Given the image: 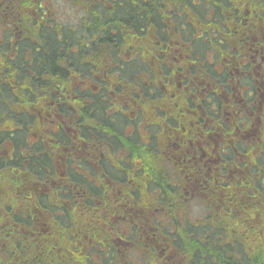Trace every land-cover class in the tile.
I'll return each mask as SVG.
<instances>
[{
	"label": "trees",
	"instance_id": "16d2710c",
	"mask_svg": "<svg viewBox=\"0 0 264 264\" xmlns=\"http://www.w3.org/2000/svg\"><path fill=\"white\" fill-rule=\"evenodd\" d=\"M93 1H83L87 13L74 27H55L52 16L43 18L37 13L39 18L33 20L30 35L25 34L15 43L8 44L25 52L13 61L6 60L4 66L11 69L8 74L17 80L15 82H20L21 75L25 81L16 85L0 80V264H132L130 251L124 254L125 263L108 240L100 239L109 220L108 215H103L106 204L101 203L102 198H89L84 203L81 192L75 190L73 198L79 202L76 204L72 192L54 182L57 175L52 163L67 142L63 131L53 133L51 130L49 113L56 101L59 110L67 112L80 130L85 111L89 119L101 124L107 142L125 147L130 161L117 162V165L111 163L106 170L110 178L126 183V176H130L136 195L147 196L148 188L152 193L158 188L155 198L150 197L148 201L151 206L166 205L171 192L166 179L171 170L162 165L158 156V160L153 156L156 144L151 132H147V144L138 135L128 138L124 129L128 121L109 113L106 102L91 95L92 106L84 105L83 94L90 93L88 86L82 83L93 79L104 89V94L111 88L120 93L126 87L127 97L133 93L136 106L141 108L136 114L138 123L139 119L148 121L151 113L155 121L162 120L158 108L164 101L159 92L163 82L154 84L157 77L151 76V71L159 76L168 73L169 63L161 52L174 45L188 56L186 63H193L197 56L207 61L214 36L212 6L197 4L195 0ZM220 5L230 10L228 3H217V9ZM55 31L61 36H54ZM7 41L2 48L8 46ZM69 47L72 52L68 51ZM24 53L29 60L22 63L20 59ZM54 58L57 63L70 61L62 72L71 69L77 83L51 86L43 81L44 73H51ZM96 71L100 72L101 78L87 75L90 72L97 74ZM143 74L147 77V84ZM147 148H150L151 155L146 162ZM135 157H140L142 163L135 162ZM67 174L74 184L81 185L84 181L85 172L71 166L70 161L67 162ZM88 180L87 186L94 190L91 185L95 177ZM39 182L44 187L54 183L53 191L51 187L43 189ZM250 184L258 191L260 189L259 194L246 198L250 194L242 191L244 195L238 193L237 204L238 209L248 206L249 222L231 226L223 217L215 229H202V238L231 239L232 243L191 244L186 247L187 264H264V153L260 154V184L255 181ZM93 203L101 204L92 207ZM74 207L78 209H72ZM259 213L260 224H257L255 218ZM84 217H89V222L102 223L98 228L84 229L91 238L86 244L87 251L81 247L71 250L72 241L78 240V223L83 222ZM126 223H129V237L138 243L137 240L144 235H141L137 222H130L127 217ZM192 223L185 219L183 229L175 223L174 228L165 229V235L177 248L182 238L194 241L201 236L197 235Z\"/></svg>",
	"mask_w": 264,
	"mask_h": 264
},
{
	"label": "flooded vegetation",
	"instance_id": "af4514ba",
	"mask_svg": "<svg viewBox=\"0 0 264 264\" xmlns=\"http://www.w3.org/2000/svg\"><path fill=\"white\" fill-rule=\"evenodd\" d=\"M83 1L68 2L83 9ZM195 3L212 6L213 46L208 50L206 62L197 56L193 63H186L188 56L175 45L162 50L165 61L171 64H167L168 73L159 76L155 71H151V74L147 72L157 77L154 84L163 82L159 92L164 101L162 107L158 108L162 120L155 121L151 113L148 121L139 119L138 123L136 114L141 108L136 106L133 93L127 97L126 87L120 93L111 88L104 94V89L93 79L82 83L88 86L90 93L83 94L84 105L92 106L91 95L106 102L109 113L118 114L128 121L124 128L128 138L138 135L146 143L147 132H151L156 144L153 156L156 159L158 156L162 165L171 170L166 174L171 190L166 205L157 207L148 202L150 197L155 198L158 188L153 193L148 188L147 196L136 195L130 176H126L128 181L123 183L107 175L106 170L111 163L117 165V162L130 161L128 152L123 146L113 145L109 140L107 142L100 129L101 124L93 118L89 119L85 111L83 128L80 130V126L74 124L66 129L67 142L52 163L57 175L54 182L72 192V198L75 190L81 192L84 203L89 198H102L101 203L106 204L103 215H108L112 222L108 220L100 239L108 240L122 260H125L124 254L130 251L132 264H137L133 261L134 255L142 258L141 264H187L186 247L191 244H231V239L202 238L201 231L215 229L223 217L231 226L248 223L249 208L238 209V193L245 191L250 194L246 198H251L260 192L249 183L255 181L260 184V154L264 153V0H195ZM217 3H228L230 10L225 9L224 5L217 9ZM216 10L219 15H216ZM83 11L85 15L87 11ZM53 12L49 8V0H0V80L16 85L24 83L23 75L19 78L20 82H15L17 80L14 81V77L8 74L11 69L4 64L6 60L10 62L19 58V54L25 51L8 44L15 43L25 34L30 35L33 20L35 22L39 18L37 13L43 18H54ZM28 20L30 27L27 26ZM54 22L57 27L55 18ZM53 35L61 36V33L55 31ZM4 41L8 46L2 48ZM3 50L5 52H1ZM68 51L72 52V48L69 47ZM25 59L29 60L26 53L20 61L23 63ZM70 64L67 60L65 64L57 63L54 58L51 73H44L43 81L51 86L77 83L71 69L62 72ZM96 72L87 75L100 77V72ZM101 72L106 75V72ZM143 76L147 84V77ZM69 97H73L72 93ZM49 116L71 117L59 110L57 101ZM56 128L62 129V126L57 125ZM146 150L147 162L151 152L150 148ZM133 159L135 162L142 161L140 157ZM68 161L71 166L81 168V173L85 172L81 185L74 184L68 178ZM92 176L96 179L91 185L95 192L87 186V180ZM73 201L79 203L75 198ZM101 203H97L98 206ZM72 209L77 210L78 207ZM127 217L130 222H137L141 235H144L137 240L138 243L128 235ZM185 219L193 222L197 235L201 237L194 241L182 238L177 248L164 231L168 227L174 228L175 223L183 229ZM255 222L260 224V213ZM101 223H91L89 217H84V221L78 223V240L72 241L74 244L70 249L81 247L87 251L86 244L91 238L84 229L98 228Z\"/></svg>",
	"mask_w": 264,
	"mask_h": 264
},
{
	"label": "rangeland",
	"instance_id": "374dc122",
	"mask_svg": "<svg viewBox=\"0 0 264 264\" xmlns=\"http://www.w3.org/2000/svg\"><path fill=\"white\" fill-rule=\"evenodd\" d=\"M68 1L69 0H49V8L54 10V18L58 28H60L61 25L73 26L81 20L80 18L84 15L83 9L75 7ZM29 22L28 20V27H30ZM193 204L191 205L193 206ZM141 259L142 258L138 255L133 256V261L137 264H141Z\"/></svg>",
	"mask_w": 264,
	"mask_h": 264
},
{
	"label": "bare ground",
	"instance_id": "6f19581e",
	"mask_svg": "<svg viewBox=\"0 0 264 264\" xmlns=\"http://www.w3.org/2000/svg\"><path fill=\"white\" fill-rule=\"evenodd\" d=\"M145 14V13H144ZM145 20V19H144ZM141 21V20H140ZM78 45V44H77ZM89 48V47H88Z\"/></svg>",
	"mask_w": 264,
	"mask_h": 264
}]
</instances>
